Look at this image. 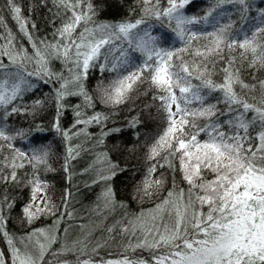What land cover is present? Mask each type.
I'll list each match as a JSON object with an SVG mask.
<instances>
[{"label":"snow or ice","instance_id":"obj_1","mask_svg":"<svg viewBox=\"0 0 264 264\" xmlns=\"http://www.w3.org/2000/svg\"><path fill=\"white\" fill-rule=\"evenodd\" d=\"M110 7L111 18L99 19L109 13L92 0H0V234L8 245L0 264L9 256L11 264H264V76L257 75L264 73V0H203L195 11L192 0ZM41 9L51 13V39L35 35L33 14ZM8 18L30 51L16 42ZM246 70L251 82L242 78ZM45 86L48 92L33 95ZM257 87L259 101L253 95L250 102L245 91ZM122 105H130L126 123L109 127ZM90 125L99 132L89 133ZM82 136L92 141V159L80 173L88 185H101L100 215L117 205L125 210L116 221L124 254L116 259L89 255L111 235L93 240L86 224L74 239L67 223L59 231L65 214L74 217L71 192L62 190L60 208L40 175L57 171L50 154L62 149V176L71 185V162L84 149L72 140ZM140 154L145 167L132 199L118 200L116 181L131 170L126 158ZM158 165L172 171L167 191ZM22 184L30 198L21 223L30 230L18 243L6 227L15 204L7 193ZM137 196L155 202L136 211ZM49 214L50 225L32 226Z\"/></svg>","mask_w":264,"mask_h":264},{"label":"trees","instance_id":"obj_2","mask_svg":"<svg viewBox=\"0 0 264 264\" xmlns=\"http://www.w3.org/2000/svg\"><path fill=\"white\" fill-rule=\"evenodd\" d=\"M37 0H25V3H36ZM193 7L190 8V11H195L197 8L202 6L203 0H192ZM52 0H49V5H51ZM92 3L98 4L101 6V10H103L106 13H109L107 15H100L99 19H110L111 15L110 13L112 11H115L114 8L110 7L111 5H124V6H135V0H92ZM25 15H27V10L25 9ZM47 16V19H51V13L47 12L46 9H41L39 11V14L36 15L33 14V19H37V28L39 29L38 32L35 33L36 37H43L45 35L48 36L49 39H51V32L52 27L47 23L45 20V17ZM42 21V22H41ZM7 24L9 28L12 29L13 33L15 34V39L17 43L23 42L29 49L31 50L30 45H27V40L24 39L21 41L20 33L18 31V28L13 20L11 18L7 19ZM29 27H31V24H29ZM0 33H4L6 35V32L3 27H0ZM3 40H0V43H3ZM57 68H59V62H56ZM93 80L92 82L95 83V77L99 75L98 69L92 74ZM258 76H264V73H257ZM242 78L246 81L251 82V74L249 71H244L242 74ZM50 86H45L42 90L38 87L34 92V96H42L43 93H46L49 91ZM237 91H240L239 87H237ZM150 95V94H149ZM245 95L249 97V101L253 102L251 100V97L254 95L256 97V102L259 101L260 98V90L257 87L255 92H248L245 91ZM135 97V94H134ZM31 98V97H30ZM77 102L76 98L72 99V103L75 104ZM136 103L139 104L140 100H136ZM95 106L98 110L103 111L105 109L104 105H101L99 103V100L95 102ZM130 107V105H128ZM128 107L120 106L117 114L113 117V119H110L108 121V126H113V123L116 124L120 123H126L125 117L127 116ZM53 112H54V104H53ZM43 115V113H41ZM71 111L69 110L66 113V116L68 117L67 121L65 122V126H67L68 123L71 122ZM29 119H31L29 117ZM47 117H44V122L46 123ZM24 126H27V121L24 122ZM155 125H151V130L155 131ZM89 133L95 135L99 132V128L95 125H90L88 128ZM146 131V130H144ZM125 134L127 135V129H125ZM107 139V138H106ZM49 141L51 142V137H49ZM84 143V149L81 154V156L71 162V168L72 171L75 173L74 178L71 181V185L67 183V181L62 176L63 173V152L62 149L59 150L56 153L50 154L51 160L54 162V166L52 164L53 168H57L56 172L48 171L45 172L43 169L40 172V175L42 178H46L49 182V187L53 188V197L55 200V204H57L60 208H63V201L61 200V196L63 194V189L68 188L71 192V198L69 202V208L74 211V217L69 218L65 214L64 221L59 226V231L63 234L64 233V224L67 223L68 225V238L74 239L76 238L80 232L81 224H86L88 227L85 229L86 231H90L91 238L93 240H96L97 238L104 236L108 237L111 235L112 237H115L113 241H111L106 246L100 248L96 252L89 251V255L95 259H116L119 256L123 255L122 245L120 242V226L119 224H116V221L124 217L125 210L123 208H120L119 205L116 206V208L107 210L103 215H100L102 208H97L96 205L99 203L97 201L96 197L97 194L101 190V185H88L86 183L87 177L83 176L80 173V168L86 167L89 162H91L92 159V153H91V140H85V138L82 136L79 140L73 139L72 143ZM56 143H60L59 139L57 138ZM112 143L111 140L108 141V144L110 145ZM19 146V145H18ZM128 160V167L131 169L130 171L125 172L122 176L119 177V179L116 181L115 189L118 193L117 199L121 198H127L129 200L132 199L131 196V189L132 186L136 183L137 180H140L143 175V169L145 167V164L143 162L142 154H140L139 158L137 156H131L126 158ZM50 162V160H49ZM175 167L177 173L179 172V160H175ZM28 171H31L29 168ZM158 174H163L166 180V186L164 191H167V187L171 186V178H172V171L167 168V165L164 167H160L158 165L157 169ZM133 176L135 177L133 179ZM179 183V180H178ZM186 188V185H183ZM29 188L26 185H20L19 187H16L13 191V186H9L8 189V196L9 199H14L15 204L13 206V211L11 213H6L8 216L7 221V230L14 234L17 237V242L19 243V237L24 234L25 232L29 231V226L27 223H21V207L23 204L28 202L29 197ZM4 194V188L2 185H0V197H2ZM187 195V193H185ZM155 202V197L153 198V201L150 203L147 198H145L142 202L139 199V196H137L136 201H134L136 205V211H139L141 207L147 209L152 206V203ZM59 212H56V215H59ZM100 221V224L97 225V221ZM52 222V216L51 215H44L37 218V220H34L32 223L33 227H39L41 224L43 225H50ZM127 221L125 220V223ZM116 224L113 232L111 234H108L106 232V229L109 225ZM135 239V237H133ZM127 242V237L124 239V243ZM23 247V245H20ZM59 245H57L58 247ZM0 253H4L5 255H8V245L4 242L2 234H0ZM129 254H131L129 252ZM137 255H148L146 250H137ZM10 262V256L8 257V264Z\"/></svg>","mask_w":264,"mask_h":264},{"label":"rangeland","instance_id":"obj_3","mask_svg":"<svg viewBox=\"0 0 264 264\" xmlns=\"http://www.w3.org/2000/svg\"><path fill=\"white\" fill-rule=\"evenodd\" d=\"M50 163L53 164V166H54V162H53V160H51V158H50ZM48 193H49V195L51 196L52 201H53V203H54L55 200H54V197H53V195H52V193H53V188H52V187H49V188H48ZM49 215H51V214H49ZM9 264H11V258H10V262H9Z\"/></svg>","mask_w":264,"mask_h":264}]
</instances>
